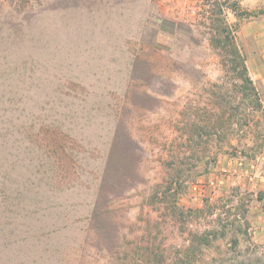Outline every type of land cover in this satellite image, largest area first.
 I'll return each instance as SVG.
<instances>
[{
	"label": "rangeland",
	"instance_id": "rangeland-1",
	"mask_svg": "<svg viewBox=\"0 0 264 264\" xmlns=\"http://www.w3.org/2000/svg\"><path fill=\"white\" fill-rule=\"evenodd\" d=\"M215 1L0 0V264H264L249 217L264 203V105L209 48ZM219 103L234 108L226 138L181 148L182 110ZM170 150L195 173L173 183L183 215L160 198ZM122 156L137 169L117 174ZM225 157L256 172L227 174ZM199 179L216 186L194 201Z\"/></svg>",
	"mask_w": 264,
	"mask_h": 264
},
{
	"label": "trees",
	"instance_id": "trees-1",
	"mask_svg": "<svg viewBox=\"0 0 264 264\" xmlns=\"http://www.w3.org/2000/svg\"><path fill=\"white\" fill-rule=\"evenodd\" d=\"M9 1L11 4L15 2H22V0H4ZM214 8L211 10L209 15V20L211 21L210 26L207 28L208 31L205 33L209 41V48L217 52L222 58L223 66L226 69V72L232 73L234 79L240 84H234L235 89L239 94H242L243 100L251 99L256 107L261 109V96L254 82L251 80L248 69L246 66V57L239 45L237 33L239 30V24L234 23L230 24L227 20L228 12L237 14V2L235 0H224L222 3H217L216 1L213 4ZM218 15H224L222 19L218 18ZM238 15V14H237ZM241 16L243 14H240ZM205 37V36H204ZM220 107H215L211 111L206 108H197L194 109L192 107H186L181 112V117H183L184 121L179 123L178 130L181 133L180 139L182 140L180 147H190L192 143L198 142L197 144L208 141L209 138L218 137L219 135H223L221 138H226V134L229 130L234 126V123L231 122V111H234V108H228L226 106H222V103H219ZM191 116H194L196 121L191 119ZM182 125V126H180ZM197 137L196 139H193ZM206 137L207 140H204ZM178 145V146H179ZM176 146V145H171ZM114 148V145L113 147ZM173 148V147H172ZM169 158H162L163 165L165 166V170L171 169V172H166V178L164 179V190L161 194L160 198L162 202L167 204V209H170L173 214L183 215L179 209L176 208V195L177 190L173 187V183H176L180 187L182 186V177L184 174L186 175L184 178L189 180L191 178H195V173L192 171L193 168L189 167L187 169H182V166L186 165L184 162L186 160V155H183L182 152H172ZM113 156L114 149H112L107 164L105 167L104 175L109 178V176H113L114 173V165H113ZM137 159L127 158L122 156L120 163L118 164L116 171L117 174H126L128 169L130 168V172L135 167L134 171L137 169ZM214 160H208L205 162V165L211 164ZM175 164H178L175 167ZM186 171V173H184ZM105 193V192H104ZM167 193L170 196L167 195ZM108 192H106V195ZM106 195L103 194L102 197ZM110 195H107L108 197ZM159 194L157 193V197ZM155 196L152 197V200ZM103 199V198H102ZM174 199V200H172ZM108 205V200L106 199L105 207ZM213 206L208 207L207 214L213 215ZM199 213L204 214L206 211L204 209L198 210ZM191 242L193 245L188 247L182 254L183 257H192L199 254L197 246L194 247V244L201 245L209 243L211 237H216L215 234L208 233L202 234L201 236L192 235ZM193 246V247H192ZM178 256V255H177ZM178 258V257H177ZM175 264V263H173Z\"/></svg>",
	"mask_w": 264,
	"mask_h": 264
},
{
	"label": "crops",
	"instance_id": "crops-1",
	"mask_svg": "<svg viewBox=\"0 0 264 264\" xmlns=\"http://www.w3.org/2000/svg\"><path fill=\"white\" fill-rule=\"evenodd\" d=\"M237 2V14L229 13L232 22L239 24L237 38L239 45L246 57V66L249 76L254 82L262 103L264 105V0H235ZM240 14H243L242 16ZM247 158L225 157L221 170L227 174L233 168L243 171L247 169L254 174L256 167L248 168ZM256 172V171H255ZM244 172L243 175H245ZM261 181H264L262 177ZM264 203L255 202L250 208V219L255 222L256 229L264 231Z\"/></svg>",
	"mask_w": 264,
	"mask_h": 264
},
{
	"label": "built area",
	"instance_id": "built-area-1",
	"mask_svg": "<svg viewBox=\"0 0 264 264\" xmlns=\"http://www.w3.org/2000/svg\"><path fill=\"white\" fill-rule=\"evenodd\" d=\"M216 186L214 180L203 181L202 179L197 180L191 185V191L194 194L193 200H202L207 196V189Z\"/></svg>",
	"mask_w": 264,
	"mask_h": 264
}]
</instances>
